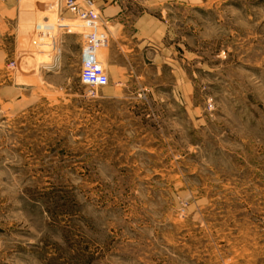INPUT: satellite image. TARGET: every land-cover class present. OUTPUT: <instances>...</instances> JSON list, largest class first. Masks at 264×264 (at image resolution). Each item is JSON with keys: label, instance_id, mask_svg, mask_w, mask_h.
I'll return each instance as SVG.
<instances>
[{"label": "rangeland", "instance_id": "1", "mask_svg": "<svg viewBox=\"0 0 264 264\" xmlns=\"http://www.w3.org/2000/svg\"><path fill=\"white\" fill-rule=\"evenodd\" d=\"M144 1L94 87L55 0L0 22V264H264V0Z\"/></svg>", "mask_w": 264, "mask_h": 264}, {"label": "crops", "instance_id": "2", "mask_svg": "<svg viewBox=\"0 0 264 264\" xmlns=\"http://www.w3.org/2000/svg\"><path fill=\"white\" fill-rule=\"evenodd\" d=\"M55 1L57 15H70L64 10L63 0ZM93 2L99 15L98 26L106 36L107 45L110 46L106 60L113 61L112 54L115 52L112 47L122 41L144 58L149 54H153L154 57L167 54L168 47L164 43L167 38L166 27L152 15L150 1H147L148 4L144 0H93ZM43 10L48 13L51 7L48 6ZM17 16L15 0H0V22L12 27ZM62 27L68 28L64 25ZM73 35L75 34L68 29L64 36L72 37ZM80 35L82 40H79V54L82 61L84 34Z\"/></svg>", "mask_w": 264, "mask_h": 264}, {"label": "built area", "instance_id": "3", "mask_svg": "<svg viewBox=\"0 0 264 264\" xmlns=\"http://www.w3.org/2000/svg\"><path fill=\"white\" fill-rule=\"evenodd\" d=\"M64 10L70 13V16L80 21L81 26L87 32L84 33V44L82 48V71L80 81L82 84L94 87L98 83V76L94 73L93 61L97 50L107 46L106 36L98 26V13L93 0H63ZM63 21L64 18H60ZM62 26V25H61ZM68 26V25H64ZM85 62V68L83 69Z\"/></svg>", "mask_w": 264, "mask_h": 264}]
</instances>
